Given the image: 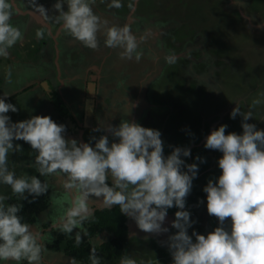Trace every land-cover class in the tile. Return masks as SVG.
<instances>
[{"label": "rangeland", "instance_id": "374dc122", "mask_svg": "<svg viewBox=\"0 0 264 264\" xmlns=\"http://www.w3.org/2000/svg\"><path fill=\"white\" fill-rule=\"evenodd\" d=\"M111 2L96 0L93 11L101 20L107 21V27H130L137 38L139 59L136 54L132 59H122V49L106 47L103 31L97 34L98 48L108 54L102 57L96 55L98 48L93 50L85 47L56 22L58 13L53 9L56 0H10L13 11L10 23L19 27L23 36L8 50L7 57H0V97L9 95L6 102L18 109L16 113L9 112L8 115L13 122L34 115L50 116L57 124L66 125V139H76L81 143L90 142L93 134L107 135L109 141L113 142L114 138L105 129L108 124L118 126L122 119L157 129L162 133L165 155L172 151L169 145L190 148L191 156L182 159L187 164L197 163L199 167L191 194L204 193L203 188L208 180L215 181L221 174L218 159L222 153L204 147L210 132L220 125H227L226 134H242L243 117L237 115L235 119L230 118L235 107L239 108L242 115L251 112L252 118L247 122L255 124L258 130H264V0H120V8L109 7ZM161 2L164 8H159ZM35 12H39L43 19ZM174 15L184 20L177 19L184 24L181 32L174 31L173 23L170 29H166L165 24L170 20L165 17ZM160 16H164V21ZM49 21L50 28L45 25ZM163 24L165 26L161 27ZM197 28L204 30V38L197 35L200 32ZM37 31L44 33L43 38H37ZM61 48L63 52L67 50L69 53L72 67L96 58V61L84 65V71L82 68L78 75H87L88 71L95 75L92 64L97 62L98 66V61L102 60L96 68V78L105 73L108 76H104V81L115 79L116 85L121 83L117 89L108 86L105 90H109V99L114 101L116 117L111 118L113 113L110 119L100 117L98 131L94 129H97L99 121L92 119L91 115L95 107L90 109L91 113L85 119L86 114H79V107L73 104L74 120L71 114L70 118L67 115L61 117L59 108L50 100V96L57 91L62 105H66V101L71 103L63 84L75 93L77 90L73 86L77 74L72 72ZM28 54L31 60L27 59ZM106 56L111 63L107 67L102 63ZM256 100H259V104H254ZM108 102L111 104L110 100ZM106 112L110 113L111 109L107 108ZM83 121L93 122L94 125L77 129V125ZM15 143L20 144L23 150L9 153V169L17 176L37 175L41 181L49 184L48 192L35 200L31 196L22 200L12 193L10 186L0 183V196L7 197L4 201L6 205L22 204L21 211L31 218L26 223L44 237L41 264H84L68 253L70 240H77L78 233L80 242L97 245L108 240L111 232L93 224L90 219L74 229L72 234L62 233L53 227L67 207L68 197L58 177L39 176L32 166L35 153L30 145L24 141ZM91 143L94 146L95 142ZM197 156L206 162L200 163L195 159ZM100 199L92 197L90 204L93 211L102 207L97 202ZM206 205L204 193L201 200L186 206L185 210L191 213L190 218L195 221L188 230L189 235L193 231L207 235L219 226L217 218L208 214ZM178 210L176 208L174 212H168L163 226L168 227L169 232L161 235L144 233L127 216L129 237L123 255H130L137 260V264H172L170 252L161 241H166L168 235L176 232L171 223ZM132 233L135 236H131ZM107 264H120V261Z\"/></svg>", "mask_w": 264, "mask_h": 264}, {"label": "clouds", "instance_id": "9594fccd", "mask_svg": "<svg viewBox=\"0 0 264 264\" xmlns=\"http://www.w3.org/2000/svg\"><path fill=\"white\" fill-rule=\"evenodd\" d=\"M94 3L56 0V22L85 47L97 49V34L103 31L106 47L122 49V59H132L134 54L139 59L137 38L130 27H107V21L93 11ZM109 7L120 8L122 4L112 0ZM12 15L10 0H0V57H7L8 50L22 40L20 28L10 23ZM36 36L43 38L44 33L37 31ZM8 96L0 97V183L10 186L22 200L29 196L35 200L48 192L49 184L37 175L17 176L9 169V153L23 150L15 141L29 144L35 153L32 166L39 176L58 177L68 197L67 207L53 225L62 233L72 234L92 217V197L102 198L97 200L102 207L119 206L141 231L154 235L169 232L163 225L168 210L176 207L179 210L171 223L176 232L161 241L172 264H264V130L247 122L251 112L242 115L235 107L230 113L232 119L243 117L242 134H226L228 126L220 125L206 137L204 147L222 153L218 159L221 174L203 188L207 212L217 218L219 226L207 235L196 231L189 235L195 221L185 210L186 200L199 171L197 163L187 164L182 159L191 156L190 148L169 145L172 151L165 155L159 130L126 119L118 126L107 125L105 130L113 142L107 135L92 136L87 143L66 139V125L47 115L13 122L8 113L18 109L6 102ZM195 159L206 162L200 156ZM6 199L0 196V262L41 264L44 237L22 222L18 215L22 204L6 205ZM76 239L79 243L78 233ZM91 264H100L95 254ZM120 264H137V260L123 255Z\"/></svg>", "mask_w": 264, "mask_h": 264}, {"label": "flooded vegetation", "instance_id": "af4514ba", "mask_svg": "<svg viewBox=\"0 0 264 264\" xmlns=\"http://www.w3.org/2000/svg\"><path fill=\"white\" fill-rule=\"evenodd\" d=\"M99 1V0H98ZM95 2H96V0H95ZM159 8L161 7V8H164L163 7V2H161L159 5ZM176 8V7H175ZM177 8H179L178 6H177ZM39 11H41V10H39ZM167 12V11H166ZM42 13V12H41ZM43 14V13H42ZM160 15H161V13H159ZM32 15V14H31ZM193 15V14H192ZM36 19H37V17H36V15H33ZM32 16V17H33ZM165 16V15H164ZM164 16H163V18L161 17V19H162V21H164ZM165 19H169L170 21L169 22H167L165 25H166V29H168L170 26H171V24L173 23V26H175V28H174V31L176 30V32L179 30L180 32H181V29L183 28V25L184 24H181V23H179L178 21H177V19L178 20H180V21H183L184 22V20H182V19H180L177 15H174L173 17H170V16H166L165 17ZM42 21H44V20H42ZM173 21V22H172ZM45 22V21H44ZM50 22V23H49ZM48 23H46L45 25L46 26H48V28H50V26H51V21H49ZM148 22H149V20L147 21V24L146 25H148ZM171 22V23H170ZM186 22V21H185ZM39 23H41V22H39ZM42 24H43V22H42ZM164 24L163 25H161V27H164L165 26ZM201 27V26H200ZM61 28H62V26H61ZM170 29V28H169ZM200 32L197 34V35H201V37H205V34H204V30L203 29H200V28H197ZM52 33V32H51ZM54 41H55V39H54ZM44 42V41H43ZM62 42V41H61ZM58 44H59V42H58ZM173 44V43H172ZM73 45V44H72ZM77 46V45H76ZM78 47V46H77ZM56 48H57V46H56ZM82 48V47H81ZM62 49V48H61ZM79 50H81V49H79ZM59 51V50H58ZM112 52V51H111ZM29 53H31V52H29ZM62 53H63V55L65 54L66 56H67V58H68V63H69V65H70V68H71V70H72V72L74 73V75L75 74H77L79 71L81 72L82 71V68H83V71H84V69H85V66H86V64H90V62H93V61H96V58L95 59H93V60H90V61H88V62H85V63H83V64H81L80 66H77V67H72L71 66V61H70V56H69V53H67V50L65 51V52H63V49H62ZM100 54V55H99ZM108 53L107 52H105V50H101L100 48H98L97 50H96V55H99V56H105V55H107ZM27 59L28 60H31L32 58L31 57H29V54H28V57H27ZM77 59V58H76ZM89 59H92V58H89ZM110 59L109 58H107V56L103 59V65L105 66V67H107L108 65H110L111 63H109L110 61H109ZM102 61V60H101ZM101 61L99 60L98 62L99 63H101ZM116 62V61H115ZM99 63H98V66H97V62L96 63H93L92 65H93V68H92V70L95 72V75H91L90 74V71H88V72H86L87 73V75H85L84 74V72H82V74H84V75H80V73H79V75L77 74L75 77H74V82H73V86L77 89L76 90V93H75V91L74 90H72V89H70V87H68V85H66V84H63V87H65L66 86V97L67 96H69L70 97V100H71V103H68L67 101H66V105H62L60 102H59V99H61L59 96H58V93H57V91H55L54 92V94L52 95V96H50V100H53L54 102H53V104L56 106V108H59L58 109V111H59V113H60V116L61 117H65L64 115H67L69 118H70V116H72L73 117V119L74 120H76L75 119V116H74V112H73V110L71 109L72 108V106H73V104H76L78 107H79V110H78V113L79 114H86V117H85V119L87 118L88 119V117H89V115H90V109L91 108H94L95 107V111H94V113H91V115L93 116L92 117V119H96V120H98L99 121V118L100 117H102V118H106V119H110V117L112 116V113H113V116L111 117V118H113V117H116L115 116V110H114V101H112L111 102V99H109L110 98V93H108L109 92V90L108 91H105L106 90V88H108V86H110V87H113L114 89H117V88H119L120 87V85H121V83H120V85H116V83H117V80H113V81H111V80H108V81H104L106 78L104 77V76H108L107 74H105V73H102L104 76H102V75H99L98 77L99 78H96V68L97 67H99ZM28 64H31V63H28ZM55 64H56V62H55ZM85 65V66H84ZM102 70H104V71H106L105 69H102ZM109 75H110V73H109ZM102 77H104V78H102ZM120 78V77H119ZM96 79H98L97 80V82H96ZM120 82H123V80L122 79H120L119 80ZM81 86L83 87V89H81ZM71 90V91H70ZM125 91V90H124ZM58 92L60 93L61 91L60 90H58ZM126 92H127V90H126ZM56 94V95H55ZM75 94V95H74ZM74 95V96H73ZM87 95H89V98H88V96ZM90 96H91V98H90ZM69 97H68V99H69ZM77 99L79 100V102L77 101ZM92 99V100H91ZM110 100V103L111 104H109V101ZM59 103V104H58ZM80 103V104H79ZM87 107H88V109H87ZM144 107V106H143ZM142 107V108H143ZM107 108H110L111 109V112L110 113H107L106 112V109ZM87 109V110H86ZM83 112V113H82ZM90 112V113H89ZM69 114H71L70 116H69ZM83 119H84V117H83ZM116 120H117V118H116ZM93 123V122H92ZM92 123H86V122H82L81 124H78L77 125V129H80V128H83V127H93V125L94 124H92ZM100 121H99V124H96V128L98 129L99 128V125H100ZM83 124H85L84 126H83ZM93 136H95L94 134H93ZM98 134H97V138H98ZM128 227H129V225H128ZM112 234V233H111ZM129 237V236H128ZM106 241V240H105ZM103 242V241H102ZM102 242H100V243H102ZM99 243V244H100ZM107 264V263H106Z\"/></svg>", "mask_w": 264, "mask_h": 264}, {"label": "trees", "instance_id": "16d2710c", "mask_svg": "<svg viewBox=\"0 0 264 264\" xmlns=\"http://www.w3.org/2000/svg\"><path fill=\"white\" fill-rule=\"evenodd\" d=\"M203 197L204 193L202 192L190 193L186 200V206L195 204ZM175 209L176 207H173L168 212H174ZM18 215L24 223L31 220L24 211H21ZM90 221L99 227L107 228L112 233L111 237L97 245L84 244L80 241L78 243L77 240L71 239L68 246V253L83 261L84 264H91L93 254L99 257L100 264L120 261L128 242V217L120 212L119 206H112L110 209L97 207L94 209Z\"/></svg>", "mask_w": 264, "mask_h": 264}, {"label": "bare ground", "instance_id": "6f19581e", "mask_svg": "<svg viewBox=\"0 0 264 264\" xmlns=\"http://www.w3.org/2000/svg\"><path fill=\"white\" fill-rule=\"evenodd\" d=\"M36 13V15L39 17V18H42L41 17V14L39 13V12H35ZM43 19V18H42Z\"/></svg>", "mask_w": 264, "mask_h": 264}, {"label": "crops", "instance_id": "0c3cea01", "mask_svg": "<svg viewBox=\"0 0 264 264\" xmlns=\"http://www.w3.org/2000/svg\"><path fill=\"white\" fill-rule=\"evenodd\" d=\"M171 214V213H170Z\"/></svg>", "mask_w": 264, "mask_h": 264}]
</instances>
